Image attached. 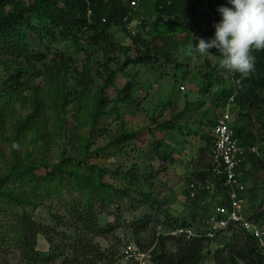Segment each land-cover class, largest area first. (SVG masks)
<instances>
[{
  "label": "trees",
  "instance_id": "16d2710c",
  "mask_svg": "<svg viewBox=\"0 0 264 264\" xmlns=\"http://www.w3.org/2000/svg\"><path fill=\"white\" fill-rule=\"evenodd\" d=\"M132 1L0 0V63L4 64L0 74V124L4 125L7 117L14 118L15 115H6L4 112L6 107L12 108L17 101L25 102L24 94L28 89H31L33 81L43 74L53 80H60L61 73H66L68 59H72L71 55L64 52V56L59 60H49L53 41L62 36L72 42L75 51L79 49L88 51L84 44V39H87L93 45L98 46L104 54V72L100 71L97 75L99 81L103 80L100 83L99 91L95 95H91L90 86L93 81L96 82V78L87 70L82 75L81 96L77 103L80 112L78 128L81 129L90 124L92 131H95L99 127L100 120L114 113L116 109L114 107L106 110V104L109 101L106 92L113 84L117 74L116 70L111 68L114 59L113 53L119 52L126 55L122 66L140 63L155 64L160 60L165 63H173L172 53L179 49L181 44L190 42L192 34H214V23L221 18L217 7L227 4V0H154V20L159 25H166L162 32L154 33L151 27L145 30L147 23L152 19L140 18L146 0H136V7L131 5ZM128 13L132 15L131 18L141 19L138 29L142 27L143 30L130 36V46H123L115 42L114 35L109 30L115 26H122L126 32L127 22L124 21V18ZM167 22L170 23L167 24ZM182 32L185 35L184 39L180 41L179 37ZM42 48L47 50L43 51ZM132 50L135 52V57L130 55ZM210 53L216 55L220 61L223 58L215 48L210 49ZM251 54L255 56V69L239 84H237V80L240 79V74L231 73L221 66L223 72L233 81V91L222 92L224 107L229 110L226 105L233 102L238 106L239 110L235 113V119L232 117L231 124L237 138L247 148L253 147L257 144L255 141L259 139L252 130L248 129L245 122V115L248 114V112H244L246 107L257 109L256 120L261 123V127L264 129L262 117L264 112V50L253 49ZM204 67L208 68L207 65ZM217 69H219L218 66L205 73L204 93L209 91L217 81ZM130 89L131 84L124 92H120V95L125 92L128 95ZM41 93V89L37 88L33 96L28 99L33 102L32 112L23 117L21 121H15L18 124V130L12 140L15 144L11 143L13 147L12 161L15 164L12 168L7 167L0 178V202L19 206L21 209L18 210L16 207L12 209L17 210V215H15L14 223L10 228L13 233L12 237L9 238V243L20 250L21 259L29 264H58L59 261H62L63 264H100V262H104L108 255L95 246L92 236L104 237L122 228L124 222L120 217L113 222L107 220V215L114 214L112 209L115 203L123 204L126 198L129 199L132 212L138 211L139 204L143 200L144 204L148 203L152 210L151 213H146L147 216L142 211L130 223V229H133L136 235L146 232L153 223L164 224L170 228L195 227L197 220L194 216L191 219L176 218L170 214L168 209H164L155 192L150 191L146 194L142 190L136 191L131 187L130 181L132 182L135 178L133 172H129L126 177L128 186L120 190L104 181L105 175L110 172L109 169L99 167L97 164H88L84 160L68 157L61 159L57 164H47V159L37 156L38 162H32L33 156L29 150L24 158L19 159L14 147V145H19V140L28 139L27 146L34 144L36 153H42L47 150V145L54 143L55 138L61 137L64 131L65 121L60 116L59 110L58 113L55 111L51 115V123L47 121ZM232 96L233 100L230 101ZM65 98L67 102L68 98ZM201 104V102L191 103L188 104V107H198ZM259 110L261 111L259 112ZM182 115L183 112H180L175 118L178 119ZM219 116L220 114L217 115V117ZM206 117L213 128L217 117ZM175 118L166 120L161 124V127L164 129L173 127L179 132L185 129L189 136L197 132L196 129L191 130L187 125L176 124ZM140 133L124 132L115 138L112 144L121 146L128 141H135ZM200 134H202L201 137L207 138L210 144L207 149L211 155L212 136L206 135L202 131ZM84 148L89 151V140L84 143ZM173 148L171 143L157 138L151 146L152 153L165 163L177 161L171 152ZM102 151L103 149H99L98 153ZM260 151H262L261 155ZM23 159L27 162L23 163ZM10 165L8 164V166ZM42 165L50 168V171L46 172L44 176H37L36 171ZM203 165L202 170L196 175L197 182L206 185L208 181L214 180L216 185L214 193L202 189L191 206L195 211L201 197L210 198L211 206L209 202H205L203 208L208 207L209 210L201 217V220L213 210V203H228V198L225 195L224 198L216 196V191L225 190L227 187L224 185L223 178H215L211 158ZM240 169L243 171V182L248 184L253 171L264 169V147H260L258 155L250 153L248 160ZM138 177L136 176V178ZM14 180L17 182L12 183ZM65 181L67 184L64 183ZM192 182L196 181H190L185 189V194L189 199ZM67 185L72 186V189L79 193L81 198L76 201V204L68 207L65 215L59 212L51 213V225H47L29 213V206L43 205L44 199L49 198L53 192L59 191L60 195L62 188ZM257 189L256 187H247L240 195L246 197L247 202L250 203L249 213L245 210L248 220L263 224L264 200L257 201L259 196ZM134 194H137V200L131 198ZM154 212L163 213L165 216L160 221ZM230 229L232 230L231 238L223 247L217 248L213 252V260L216 264H264V252L253 235L240 225L231 226ZM39 235H43L48 241L49 248L46 252L37 249ZM167 240L172 241L175 250L166 248ZM214 241L215 239L206 237L188 239L185 236H179L161 238L154 245V237L151 244L145 248L149 249L154 245L151 251L152 264H203L209 247ZM138 244L144 248L141 241L138 240Z\"/></svg>",
  "mask_w": 264,
  "mask_h": 264
},
{
  "label": "rangeland",
  "instance_id": "374dc122",
  "mask_svg": "<svg viewBox=\"0 0 264 264\" xmlns=\"http://www.w3.org/2000/svg\"><path fill=\"white\" fill-rule=\"evenodd\" d=\"M153 3L154 0H146L143 14L140 16L144 20L147 18L152 19L147 23L145 30L151 27L154 33H160L166 25H159L154 20ZM169 23L167 22V24ZM140 30H143V28L140 27ZM109 31L114 35L115 42H118L117 44L123 46L131 45L129 42L130 37L122 29V26H115ZM183 32L179 37L180 41L184 39L185 34ZM212 36L208 34H192L193 39L191 37L190 42L181 44L179 49L172 53L174 56L173 63H165L160 60V62L155 64L140 63L122 66L126 55L119 52L113 53L114 59L111 63V68L116 70L117 74L113 84L106 92L109 98L106 110L114 107L116 109L114 113L100 120L99 127L95 131H92L90 124L81 129L78 128L80 112L77 103L81 96L82 75L87 70L96 78V82L93 81L90 86L91 95H95L99 91L100 83L103 80L99 81L97 75L100 71L104 72V54L98 46L93 45L87 39H84V44L88 51L80 49L75 51L71 41L59 36L52 43L49 60H59L65 53L71 55L72 59H68L66 73H61L62 77L60 80H53L43 74L36 81H33L31 89L25 92V102L17 101L12 108L6 107L4 111L6 115H15L16 117H7L4 125L0 124V178L7 170V167L12 168L15 164L12 161L13 147L11 145V143L15 144L12 140L18 130V124L15 121H21L23 117L32 112L33 102L28 99L39 88L42 91L41 101L45 105L47 121L51 123V115L55 111L58 113L59 110L60 116L65 121L64 131L62 136L56 137V141L49 143L47 150L42 153H36L34 144L28 147V139L19 140V145L15 147L19 159L24 158L27 150H29L33 156L32 162H38L37 156L47 159V164H57L61 159L68 157L84 160L88 164H97L99 167L109 169L110 172L105 175L104 181L120 190L128 186L129 183L126 177L129 172H133L135 178L132 181L133 183L130 181V186L135 188L136 191L142 190L146 194L150 191L155 192L158 199L161 200L164 209H168L171 215L176 218L186 217L189 219L194 216L197 220L195 227L200 225L201 217L209 210L208 207L206 209L203 207L206 203L211 202L209 201L210 198L201 197L194 211L191 206L198 197L190 200L185 194V189L190 181L198 180L197 173L202 170L204 162L211 158L207 149L210 144L206 137L200 136L202 135L200 134L201 131L206 135H211L212 132V127L206 116L215 118L222 111H225L222 92L233 91V81L223 72L220 59L216 55L209 53L207 57H203L194 53L192 43H197L196 38L208 39ZM42 50L46 51L47 49L42 48ZM189 50H193L192 55H188ZM130 55L135 57V52L132 50ZM3 65L0 63V74L3 70ZM204 65H207L208 68L204 67ZM217 66L219 68L216 71L217 81L214 82V86L209 91L204 93V75L207 70ZM130 84L131 89L128 91V95H126V92L120 95V92H124ZM182 86L184 89H181ZM65 97L68 98L67 102ZM196 102H201L202 104L198 107H188V104ZM226 106L235 119V113L239 110L236 103H228ZM256 111L255 107H246L244 109V112H248L245 115L248 129L252 130L259 139L255 141L257 144L254 146H259L260 149V147H264V129L261 127V123L256 120V114H258ZM180 112H183V115L176 119L175 117ZM262 117L264 119V112ZM174 118L176 119V124L187 125L191 130L196 129L198 133L194 132L189 136L185 129L179 132L173 127L166 129L161 127L163 122ZM11 122L12 124L10 125ZM124 132L141 133L135 141H128L121 146H114L112 144L113 140ZM155 138L163 139L174 146L171 152L174 154L176 162L165 163L152 153L151 146ZM86 140L90 141L89 151L84 148ZM99 149H103V151L98 153ZM261 154L262 151H260ZM26 162L27 160L23 159V163ZM8 164L11 165L8 166ZM48 171H50V168L42 165L37 169L36 175L44 176ZM136 176L139 177L136 178ZM16 182L17 180H14L12 183ZM249 184L250 187L258 188L259 196L257 201L264 200V169L253 171ZM58 193L59 191L53 192L49 198L44 199L43 205L38 207L29 206V213L42 223L51 225V213L59 212L65 215L68 207L76 204V201L81 198V195L75 192L70 185L62 188L60 195ZM131 198L136 199L137 194L132 195ZM144 202V200L140 202L137 212H132L128 198L125 199L123 204L120 202L115 203L112 209L115 213L107 215V220L114 222L120 217L124 222L122 228L104 237L92 236L95 246H98L101 251L108 255V258L104 262H100V264H152L148 260L136 262L121 255V248L125 241L134 243L142 248L138 244L139 240L144 245L142 249H147L145 247L150 245L155 237L158 224H151L146 232H142L139 235H136L134 230L130 229V223L142 211L145 214L152 212L148 203L144 204ZM249 205L250 203L246 202L244 209L248 213ZM15 207L0 202V264H29L24 259H21L20 250L9 243V238L13 234L10 228L14 223L15 215H17V210H12ZM16 208L21 210L19 206ZM156 214L160 221L165 216L163 213ZM83 232L82 234H84ZM230 238L229 235H225L223 240H221L222 242L214 241L209 247V252H207L203 264H216L213 260V252L217 248L223 247ZM165 244L168 250H175V245H173L172 241L167 240ZM48 248L47 239L43 235H39L37 249L46 252ZM58 264L63 263L59 261Z\"/></svg>",
  "mask_w": 264,
  "mask_h": 264
},
{
  "label": "built area",
  "instance_id": "2783aa9c",
  "mask_svg": "<svg viewBox=\"0 0 264 264\" xmlns=\"http://www.w3.org/2000/svg\"><path fill=\"white\" fill-rule=\"evenodd\" d=\"M131 5L136 7V0H133ZM130 16V13H128L124 21L127 22L128 31L134 35L136 34V30L133 24H140L141 19L129 21ZM181 89H184V87L182 86ZM231 120L232 115L228 109L221 112L220 116L216 118V124L212 128L210 135L213 138L211 164L215 178L224 179V185L227 189L223 190L221 197L224 198L225 195L228 198V203L215 205L213 210L201 220L199 227L180 226L170 228L164 224L158 225L155 232L154 245L161 238L179 236H185L188 239L193 237H206L215 239V242H220L225 235H232L231 226L235 227L240 225L253 235L264 252V223L248 220L244 211L247 199L240 195L248 187L243 182V171L240 168L242 165L244 166L250 153L259 154V146L247 148L242 145L232 127ZM194 181L196 182L190 184V199H195L202 189L214 193L216 181H208L206 185L198 183L197 180ZM154 245L149 249H141L138 245L125 241L121 248V255L124 258L136 262L148 260L152 263L151 251Z\"/></svg>",
  "mask_w": 264,
  "mask_h": 264
},
{
  "label": "clouds",
  "instance_id": "9594fccd",
  "mask_svg": "<svg viewBox=\"0 0 264 264\" xmlns=\"http://www.w3.org/2000/svg\"><path fill=\"white\" fill-rule=\"evenodd\" d=\"M217 11L221 18L214 23L213 36L208 39L196 38L197 43H192L194 53L207 57L210 49L218 50L223 57L220 65L231 73H239V84L255 69L252 50H264V0H227V4L217 7ZM131 17L129 21L136 20ZM133 26L136 32L140 30V24ZM126 32L129 37L133 35L128 29ZM192 54L193 50H189L188 55Z\"/></svg>",
  "mask_w": 264,
  "mask_h": 264
},
{
  "label": "crops",
  "instance_id": "0c3cea01",
  "mask_svg": "<svg viewBox=\"0 0 264 264\" xmlns=\"http://www.w3.org/2000/svg\"><path fill=\"white\" fill-rule=\"evenodd\" d=\"M248 186L250 187V184ZM222 194H223V190L221 189V190H218V192L216 193V196L220 198Z\"/></svg>",
  "mask_w": 264,
  "mask_h": 264
}]
</instances>
